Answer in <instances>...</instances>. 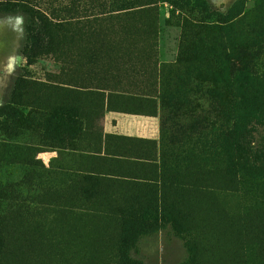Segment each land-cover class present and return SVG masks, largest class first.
<instances>
[{
    "label": "rangeland",
    "instance_id": "obj_1",
    "mask_svg": "<svg viewBox=\"0 0 264 264\" xmlns=\"http://www.w3.org/2000/svg\"><path fill=\"white\" fill-rule=\"evenodd\" d=\"M48 1L75 21L54 58L0 17V264H264V0ZM112 112L157 136L121 198L59 171L109 165L59 149L97 153Z\"/></svg>",
    "mask_w": 264,
    "mask_h": 264
},
{
    "label": "crops",
    "instance_id": "obj_2",
    "mask_svg": "<svg viewBox=\"0 0 264 264\" xmlns=\"http://www.w3.org/2000/svg\"><path fill=\"white\" fill-rule=\"evenodd\" d=\"M104 114L102 119L98 120L101 129L97 153L79 151L75 148L59 150L65 151L66 154H73L71 157L75 160L80 155L83 159L88 160L89 157L91 160L98 158L101 161L109 162V165L101 164V167L81 166L73 161V164L69 166L67 161L63 159L59 160V171L68 173L73 179H83L84 188L91 189L93 188L91 187L92 184L104 183L105 187H102V192L111 191L110 197L112 198H121L122 196L116 193L123 189L126 191L145 190L147 184L154 183L160 178L159 176L156 177L155 174L152 178L153 173L145 169V167L151 168V164L156 162L153 151L156 147L155 139L157 136L153 130L146 127L149 125V118L139 114H135L134 117L115 114L114 112ZM86 125L84 120L80 131L78 130L79 132L74 134L72 144L78 145V138L76 137L80 132H85Z\"/></svg>",
    "mask_w": 264,
    "mask_h": 264
},
{
    "label": "trees",
    "instance_id": "obj_3",
    "mask_svg": "<svg viewBox=\"0 0 264 264\" xmlns=\"http://www.w3.org/2000/svg\"><path fill=\"white\" fill-rule=\"evenodd\" d=\"M43 1L48 7L40 8L28 0H0V17L17 16L21 19L23 35L17 52L26 66L32 65L39 57L60 55L65 37L75 25L73 17H69L73 9L54 8L50 1ZM33 84L24 77L16 78L7 102L25 105L26 102L20 99V91L31 90Z\"/></svg>",
    "mask_w": 264,
    "mask_h": 264
}]
</instances>
